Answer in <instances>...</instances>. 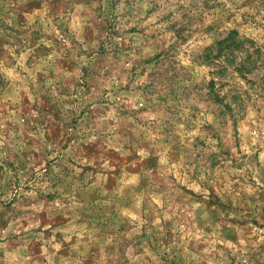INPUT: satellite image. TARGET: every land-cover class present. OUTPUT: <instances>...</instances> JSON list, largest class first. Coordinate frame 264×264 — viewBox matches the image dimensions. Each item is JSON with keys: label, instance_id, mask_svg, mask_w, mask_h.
<instances>
[{"label": "rangeland", "instance_id": "1", "mask_svg": "<svg viewBox=\"0 0 264 264\" xmlns=\"http://www.w3.org/2000/svg\"><path fill=\"white\" fill-rule=\"evenodd\" d=\"M0 264H264V0H0Z\"/></svg>", "mask_w": 264, "mask_h": 264}, {"label": "trees", "instance_id": "2", "mask_svg": "<svg viewBox=\"0 0 264 264\" xmlns=\"http://www.w3.org/2000/svg\"><path fill=\"white\" fill-rule=\"evenodd\" d=\"M253 43L246 44V41L239 37L236 30H232L226 37L218 40L215 44L206 47L203 52V58L208 65L216 64L222 73L228 70V66H235V71L245 74V69L256 68L258 57L257 48L254 50ZM244 52L246 57L238 62V54Z\"/></svg>", "mask_w": 264, "mask_h": 264}]
</instances>
